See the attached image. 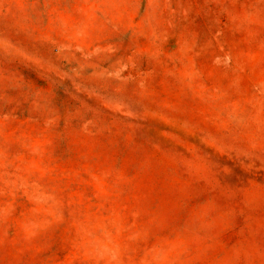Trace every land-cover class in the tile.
Returning a JSON list of instances; mask_svg holds the SVG:
<instances>
[{
    "label": "rangeland",
    "instance_id": "rangeland-1",
    "mask_svg": "<svg viewBox=\"0 0 264 264\" xmlns=\"http://www.w3.org/2000/svg\"><path fill=\"white\" fill-rule=\"evenodd\" d=\"M0 264H264V0H0Z\"/></svg>",
    "mask_w": 264,
    "mask_h": 264
}]
</instances>
